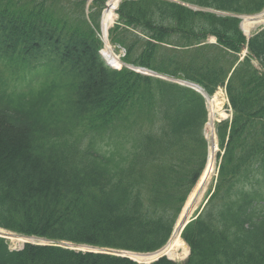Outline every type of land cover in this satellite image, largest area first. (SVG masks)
Masks as SVG:
<instances>
[{"label": "trees", "instance_id": "16d2710c", "mask_svg": "<svg viewBox=\"0 0 264 264\" xmlns=\"http://www.w3.org/2000/svg\"><path fill=\"white\" fill-rule=\"evenodd\" d=\"M175 1L202 10L124 0L108 40L126 65L208 96L226 88L233 116L216 126L223 155L213 192L181 234L182 264H264V29L247 42L238 19L203 10L255 15L264 0ZM105 2L0 0V229L152 253L204 169L205 105L189 88L105 64ZM0 264L138 263L56 245L11 251L0 239Z\"/></svg>", "mask_w": 264, "mask_h": 264}, {"label": "bare ground", "instance_id": "6f19581e", "mask_svg": "<svg viewBox=\"0 0 264 264\" xmlns=\"http://www.w3.org/2000/svg\"><path fill=\"white\" fill-rule=\"evenodd\" d=\"M116 3L117 2L115 0L111 1L108 4V9L103 14L101 32H102L103 36H105V37L107 35V31H108L112 21L115 18L114 9L116 7ZM261 19L262 18H260V17L243 18L241 28L247 37L250 36V31L252 28H254L255 26L259 25L260 23H262L264 21ZM103 54H104L105 59L112 66L118 67L120 65L119 62L112 56V53L109 52V50L107 48ZM212 168L213 167H212L211 162H208L206 169H205L204 173L202 174L196 188L194 189L193 193L190 195V197L186 203V206L184 208L182 215H184L186 211L190 212L191 207L195 206V204L201 198V196L204 193V191L206 190L208 183H209V180L211 178ZM20 241H22V239ZM181 249L185 250L186 247L184 246V244L180 240L179 233L177 232L176 235L172 236V240L169 243V245L166 247V249L163 251V254H165L166 256L171 258L170 257L171 253L175 252L173 256H176V253L178 251H180ZM157 256H158L157 254L148 255V256L129 255L130 258H132L133 260H135L137 262H150V261H153L154 259H156Z\"/></svg>", "mask_w": 264, "mask_h": 264}, {"label": "rangeland", "instance_id": "374dc122", "mask_svg": "<svg viewBox=\"0 0 264 264\" xmlns=\"http://www.w3.org/2000/svg\"><path fill=\"white\" fill-rule=\"evenodd\" d=\"M261 15H263V13H262ZM261 15H259V16H261ZM261 20H264V17H262ZM113 24H114V21L111 23L110 27H111ZM262 28H264V23H263V24H259L258 26H255V29L251 31V35H254L256 32H258V31L261 30ZM109 47H110V46H109ZM103 50L106 51L105 48H104ZM110 51H111V53H112L116 58L120 59V50H114L112 47H110ZM224 109H225V108H224V106H223V100L218 101L216 106H215V105L212 106V111L218 113L219 115H220L221 113L224 112V111H223ZM216 153H217V152H214V151L212 150L211 153H210V156L208 157V160H209V161H207V163H208V162H211L212 167H213V168H212V173H211V178H210V180H209V183H208V186H207L206 190H205L204 193L202 194V196H201V198L199 199V201H198V202L195 204V206L193 207V209H194L193 213L195 212V210H197V209L202 205L203 200H204V198H205V195H206L208 189L212 186V183H214L215 176H216V168H217V158H216ZM4 237H5L6 241L8 242L10 249H11V250H15V251L20 250L21 248H23V246H24L26 243H30V244H40V245H44V244L48 245V244H51V243H49V242L41 241L40 239H35V238H30V239L25 238V239H23V238H19V237H17V236L10 235V234H5ZM21 239H22V241H20ZM69 248H74V247L69 246ZM74 249H75V250H81V251H83V252H85V251L100 252V251H98V250H90V249H85V248H82V247H80V248H79V247H75ZM164 250H165V249H164ZM164 250H163V251H164ZM163 251H162V252H163ZM162 252L158 255L157 258H159V257L165 255V254H163ZM174 253H175V252L171 253V256H170V257L172 258V260L175 261V262L182 263V262L184 261V259L186 258V255H187V248H186L185 250L181 249L180 251H178V252L176 253V256H173ZM165 256H166V255H165ZM166 257H167V256H166ZM157 258H156V259H157ZM167 258H168V257H167ZM154 260H155V259H154ZM150 262H151V261H150Z\"/></svg>", "mask_w": 264, "mask_h": 264}, {"label": "water", "instance_id": "95a60500", "mask_svg": "<svg viewBox=\"0 0 264 264\" xmlns=\"http://www.w3.org/2000/svg\"><path fill=\"white\" fill-rule=\"evenodd\" d=\"M187 224V217L184 218L176 227V230H181Z\"/></svg>", "mask_w": 264, "mask_h": 264}]
</instances>
